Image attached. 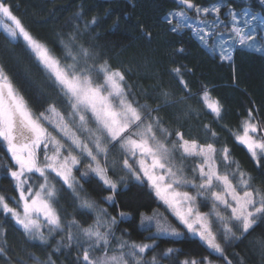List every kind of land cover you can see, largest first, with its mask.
<instances>
[{
  "label": "snow or ice",
  "instance_id": "1",
  "mask_svg": "<svg viewBox=\"0 0 264 264\" xmlns=\"http://www.w3.org/2000/svg\"><path fill=\"white\" fill-rule=\"evenodd\" d=\"M175 3L176 8L163 18L169 30L190 32L206 54L230 64L234 82L235 52L264 55V0L241 4L239 10L232 6L235 0L228 4L217 0L207 6L195 0ZM257 4L262 11L252 10ZM97 24L93 17L82 25L77 23L67 34L58 33L62 55L57 56L14 14L9 0H0L5 40L40 69L63 105L61 110L56 103L37 99L34 110L21 91L27 78L17 72L14 81L0 63V166L17 193L0 194V216L5 218L0 220V260L28 264L9 254L4 224L11 220L26 240L45 250L44 258L28 253L32 264H56L54 257L65 252L75 253L72 264H214L213 254L224 264H233L226 249L264 223V186L253 183V175L233 158L226 143L217 145L220 131H227L264 176V116L253 104L237 129L220 126L218 131L213 124L223 119V104L207 84L197 82L199 88L194 92L186 78L192 69L175 60L167 72L182 94L173 100L169 91L160 89L158 100L162 102H142L140 95L149 94L144 89L137 93L129 82L131 69L114 67L95 42ZM141 31L151 39L150 31L143 26ZM175 51L183 54L185 49ZM193 99L204 115L212 117L211 122L201 124L204 142L179 129L171 131L159 115L164 108L180 104L186 117L199 119L201 110L187 103ZM81 180H95L100 191L108 193L101 202L113 208L121 185L127 189L131 180L146 186L177 224L156 210L151 215L139 213L138 230L147 232L146 239L153 243L126 239L127 232L117 236L116 226L127 222L129 215L119 211L118 221L86 192ZM61 191L71 198L81 217L91 215V222L60 207ZM202 207L209 210L202 211ZM186 233L197 237L208 255L175 259L180 250L171 247L156 253L159 244L155 241L162 236ZM257 243L264 257V241ZM149 253H153L150 258ZM239 264H245L242 257Z\"/></svg>",
  "mask_w": 264,
  "mask_h": 264
},
{
  "label": "trees",
  "instance_id": "2",
  "mask_svg": "<svg viewBox=\"0 0 264 264\" xmlns=\"http://www.w3.org/2000/svg\"><path fill=\"white\" fill-rule=\"evenodd\" d=\"M9 2L13 5L14 14L24 21L33 34L47 42L57 56L62 55V51L56 42V35L67 34L77 23L82 25L84 21L95 17L98 21L94 28V35L98 37L95 42L114 67L131 69L129 82L135 86L137 93H140V89H144L149 94L148 97L140 95L142 102L145 99L149 104L162 102L158 100L160 89L169 91L173 100L182 94L175 80L167 72L168 68L174 66L172 62L175 60L177 64L192 69V74L186 78L193 83L194 92L199 88L197 82L207 84L212 90L213 97L223 104V119L219 124H213L218 131L220 126L237 129L247 109L253 104L264 116V55L257 52H235L234 82L233 67L230 64L222 63L206 54L190 32L173 33L169 30V25L164 23L163 18L176 8L175 0H9ZM195 2L207 6L217 0H195ZM254 2L255 0H235L232 6L239 10L241 4L248 6ZM224 3H232V0H224ZM252 10L262 11L258 4ZM141 26L144 31L152 33L150 40L144 37ZM180 47L185 49L183 54H177L175 51ZM17 57H20L19 62ZM0 63L6 65L14 81L17 72L27 78L28 84L22 87L21 91L33 105L34 110L38 108L35 103L37 99L56 103L63 110V105L60 104V98L51 86V82L27 56L23 55L19 47L7 43L2 29H0ZM187 103L201 110L199 119L186 117L184 106L180 104L164 108L159 115L163 118L165 126L172 131L179 129L188 137L204 142L205 134L201 124L211 122L212 117L203 114L202 106L197 104L195 99ZM44 106L46 107L47 103ZM220 136L217 146L226 143L232 150L233 158L253 175L255 178L253 183L256 186H264V176L254 167L246 149L234 143L227 131H220ZM0 155H3V152H0ZM81 182L86 192L97 200L101 207L107 208L111 215L117 216L118 221L119 211L130 214L127 222L118 223L116 226L117 236L121 232H127L126 239L153 243L146 239L148 233L138 230V226L139 213H151L155 209L165 208L154 192L146 186L129 180L127 189L121 186L116 197L117 205L113 208L101 202V197L108 193L100 191L95 180L91 183H86L84 180ZM57 188L59 189L60 185H57ZM0 194L17 195L12 189L10 177L5 176L2 166H0ZM60 197V207L68 214H75L77 219H87L91 222V215L81 217L79 210L72 206L71 198L65 192L61 191ZM171 218L176 225L175 218L172 216ZM3 219L5 218L0 216V220ZM4 228L7 230V244L11 249L9 254L13 259L19 256L28 261V264H32L28 253L44 258L45 250L33 246L36 242L26 240L22 230L13 221L8 220ZM257 241H264V223L256 227L243 241L233 242L232 247L226 249V255L233 264H239L241 257L245 264H264V257L261 256ZM51 243L54 244L55 241ZM155 243L159 244L157 254L169 247L180 250L175 259H183L186 255L197 258L208 255L199 239L187 233L181 238L174 239L162 236ZM152 254L149 253L148 257L150 258ZM74 256V252L71 255L65 252L54 259L56 264H72ZM211 258L214 264H224V261L218 259L215 254ZM0 264H4V261L0 260ZM162 264H171V261H164Z\"/></svg>",
  "mask_w": 264,
  "mask_h": 264
},
{
  "label": "rangeland",
  "instance_id": "3",
  "mask_svg": "<svg viewBox=\"0 0 264 264\" xmlns=\"http://www.w3.org/2000/svg\"><path fill=\"white\" fill-rule=\"evenodd\" d=\"M256 12H259V11H256ZM190 15H192L193 16V18H195V14L193 13V14H191L190 13ZM0 29H2V28H0ZM3 30V29H2ZM171 130V129H170ZM172 131V130H171ZM112 156H114V157H117L118 158V156H117V153H115V152H113L112 153ZM122 174V173H121ZM76 175H77V177L79 178V173H76ZM82 181V180H81ZM80 181V182H81ZM81 184H82V182H81ZM121 186H123V185H121ZM156 211H158V212H160V213H162L164 216H166L167 217V219H168V221L169 222H171L174 226H175V223H174V221L172 220V218H171V216L167 213V211H166V209L164 208V209H155ZM201 210L202 211H208L209 210V208L208 209H206V208H201ZM128 214V213H127ZM145 214H147V215H151L152 214V212L151 213H145ZM129 215V217H130V214H128ZM140 222V221H139ZM154 230V229H153ZM181 231H184L183 229H181ZM165 237H169V236H165ZM182 236H180V237H172L173 239L174 238H181Z\"/></svg>",
  "mask_w": 264,
  "mask_h": 264
}]
</instances>
